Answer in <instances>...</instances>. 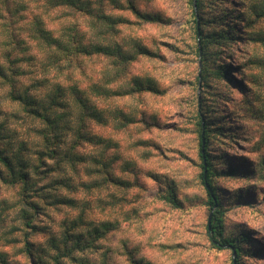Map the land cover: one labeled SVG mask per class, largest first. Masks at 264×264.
Masks as SVG:
<instances>
[{"label":"rangeland","instance_id":"obj_1","mask_svg":"<svg viewBox=\"0 0 264 264\" xmlns=\"http://www.w3.org/2000/svg\"><path fill=\"white\" fill-rule=\"evenodd\" d=\"M92 1L98 21L31 5L67 56L26 32L9 66L0 23V150L28 173L24 189L0 163V264H264V0ZM59 88L51 143L24 96L40 110ZM75 90L103 121H81ZM200 132L239 253L207 230Z\"/></svg>","mask_w":264,"mask_h":264},{"label":"trees","instance_id":"obj_2","mask_svg":"<svg viewBox=\"0 0 264 264\" xmlns=\"http://www.w3.org/2000/svg\"><path fill=\"white\" fill-rule=\"evenodd\" d=\"M35 3H38V8L45 6L47 7V12L49 11H59L64 17L74 16L75 18L78 16H93L95 20L98 21V13L97 7H94V2L92 0H0V22L2 25V30L4 31V35L6 36L7 45H10V52L6 54V59L9 62L8 65H12L13 62H23L27 58L24 56V52L29 50L27 47V43L23 37V34L26 32L27 37L31 39L33 42H37L39 44H44L46 51L53 53V50H63L65 55H70L67 45L64 41L60 40L57 37L52 35V32L45 26V21L42 17L38 16L35 13V7L31 6ZM203 1L202 0H195L196 9H203ZM32 12V13H31ZM31 13V14H29ZM30 15V16H28ZM82 16V17H83ZM99 18V17H98ZM223 18V17H221ZM147 19H153L152 17ZM27 29V30H26ZM74 31L77 33L76 29ZM76 43L74 47V51L77 53H83L85 55H89L90 53H105L109 55V52L102 48L101 46H93L90 50L81 45V40H78L76 37L73 38ZM203 41L209 42V39H204ZM80 43V44H77ZM92 51V52H91ZM14 52L16 55L18 53L21 56L17 57L14 56ZM120 57L122 54H119ZM118 55V56H119ZM16 58V59H15ZM51 58L55 59V56L52 55ZM123 59V58H122ZM57 61V59L55 60ZM123 62V61H122ZM125 66V62H123ZM12 68H14L12 66ZM16 69V68H14ZM121 69V68H120ZM16 71V70H15ZM204 71V70H203ZM227 74V75H226ZM4 73L2 71V67L0 65V77H4ZM228 73L227 70L224 74H218L217 77H224L227 78ZM63 94L60 91V88L56 90L53 97L49 100L47 106L42 107L40 110L36 109L35 98L32 96L27 95L25 92L24 96V104L28 105L29 107L25 106V110L34 116H38L40 122L46 125V129H43L41 132L42 138L45 141H51L53 143L55 140L59 139L58 137V130L65 129L66 126H61L58 119H61L64 115H58V105H63L59 100ZM74 98L75 102L78 106L80 112L78 116L81 115V121H103L97 107L94 103L89 100L88 98H84L82 95H78L77 91H74ZM15 95V93H14ZM35 104V105H34ZM78 116L76 118H78ZM85 127V123L83 124V128ZM52 132V134H49ZM87 132H84L83 129H79L76 136L75 141L85 139ZM89 139H92L91 136ZM202 137L204 138V143H202ZM208 142V136L204 132V134L199 135V145H200V157H201V182L206 189L207 194V205L210 210H213V213L210 216L209 224H207V230L210 235L211 241L215 242L219 241V246H227L229 248H233L235 253H239V248L234 246L235 244V237L233 236H224L223 232V217L222 212L220 210L221 204L218 197L217 192L215 191L214 186L212 185V177L215 176L217 173L211 168L210 160L208 153H206V145ZM203 144V145H202ZM47 155L53 157L54 150L47 148L46 149ZM13 158V159H12ZM10 158L7 154H5L2 150H0V163L2 164L3 171L6 170L8 176H11V182L14 181L16 177L18 180H23L24 189H26L27 181H26V174L22 171V167H24L25 163L22 162L18 157ZM15 158V159H14ZM205 173V177H204ZM6 177V176H5ZM5 177H1L3 180H6ZM8 182V181H7ZM170 199V193L167 196ZM25 217H29V214H26ZM242 239H247V236L242 235ZM235 263V261L233 262Z\"/></svg>","mask_w":264,"mask_h":264},{"label":"water","instance_id":"obj_3","mask_svg":"<svg viewBox=\"0 0 264 264\" xmlns=\"http://www.w3.org/2000/svg\"><path fill=\"white\" fill-rule=\"evenodd\" d=\"M202 143H204V138L202 137ZM203 145V144H202ZM204 177H205V173H204ZM209 221H210V217L208 219V224H209Z\"/></svg>","mask_w":264,"mask_h":264}]
</instances>
